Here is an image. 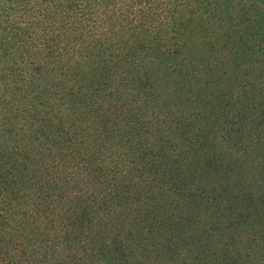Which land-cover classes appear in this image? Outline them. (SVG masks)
<instances>
[{
  "label": "trees",
  "instance_id": "obj_1",
  "mask_svg": "<svg viewBox=\"0 0 264 264\" xmlns=\"http://www.w3.org/2000/svg\"><path fill=\"white\" fill-rule=\"evenodd\" d=\"M0 264H264V0H0Z\"/></svg>",
  "mask_w": 264,
  "mask_h": 264
}]
</instances>
